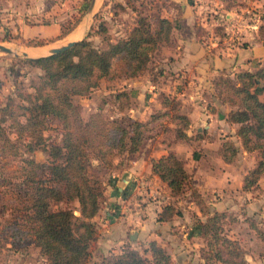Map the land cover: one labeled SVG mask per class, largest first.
Wrapping results in <instances>:
<instances>
[{"label":"trees","instance_id":"16d2710c","mask_svg":"<svg viewBox=\"0 0 264 264\" xmlns=\"http://www.w3.org/2000/svg\"><path fill=\"white\" fill-rule=\"evenodd\" d=\"M124 3L136 14L135 23L125 36L111 41L104 35L105 27L100 25L97 32L106 40L104 47L93 44L87 33L63 50L23 57L22 62L40 72L32 91L18 88L17 99L8 93L0 105V156L17 155L14 168L8 173L15 181L5 177L1 181L15 188L18 226L12 229L11 237L29 238L37 247L42 264H83L91 255V243L97 233L92 217L105 188V182L90 171L91 158L98 167H109L119 153L137 151L146 132L168 129L170 124L174 126L176 140L190 138L186 132L190 119L181 112L180 101L163 91L158 92L160 106L148 118L131 119L127 125L105 118L99 110L83 119L79 104L72 100L74 95H88L101 80L139 75L151 53L172 43V22L167 17L156 15L151 19L137 11L131 0ZM262 6L264 9V3ZM64 22L59 21L60 34L73 28L78 18L68 25ZM262 29L264 18L258 31ZM41 41L23 40L25 44ZM212 84L219 99L229 105L225 120L235 126L234 135L241 148L257 152L253 165L241 179L240 188L250 190L264 173V99L259 97L264 91V58L255 68L241 69L232 77L218 74ZM111 96L118 109H123L130 98L124 88L113 91ZM48 119L58 124V142H49L43 135ZM195 137L202 135L198 133ZM35 150L44 151L46 160H35L32 155ZM217 150L221 159L229 163L239 145L225 138ZM149 162L151 172L166 185L171 197L188 191L189 200L200 214H195V226L205 244L202 249L205 257L221 264H244V250L224 232L226 212L206 203L191 183L183 160L169 150L150 157ZM6 164L3 162L2 166ZM62 201H76L78 213L68 205L51 207ZM178 212L168 202L158 212L157 220H169ZM256 233L264 242V233L259 229ZM99 264H171V260L165 248L150 239L142 249L125 244L116 253L100 255Z\"/></svg>","mask_w":264,"mask_h":264},{"label":"rangeland","instance_id":"374dc122","mask_svg":"<svg viewBox=\"0 0 264 264\" xmlns=\"http://www.w3.org/2000/svg\"><path fill=\"white\" fill-rule=\"evenodd\" d=\"M131 1L137 11L148 15L151 19L156 16V13L151 10L152 0ZM195 1L202 5L200 14H197L198 32L201 39L208 46H212V42L214 45L221 43L222 46L232 42L241 45L245 30H251L253 28L250 26H259L263 23L264 9L262 5L264 2L262 0L255 3L252 0ZM88 3L89 0H0V43L20 51L23 50V44L17 39L19 26L23 24H47L51 21L64 20V24L68 25L78 18L77 26L80 27L81 32L75 37L79 39L88 33L87 36L93 44L104 47L106 40L102 34L97 32L100 25L105 27L104 35L114 41L118 37L125 36L135 23V11L125 5L124 0H95L91 10L87 9ZM257 32L264 35V29L259 32L257 27ZM161 47L151 53L145 69L139 74L141 76L101 80L88 95H74L72 100L79 104L82 118L85 119L91 112L96 110H99L105 118L118 120L124 125H127L131 119L143 120L148 118L155 107V99L157 102L159 101L157 92L155 94L156 98L155 95L152 99L149 97L153 89L157 91L160 86L162 87L161 83L163 82L160 80L161 78H157L163 69L159 64L161 63L159 60ZM23 57L20 52L17 56H14L11 53L0 51V105L3 103L6 94L11 93L15 97L18 88H21V91H32L31 86L37 80L40 72L37 68L22 62ZM147 77L153 87L150 86L149 88L147 86L149 84L146 83L148 82ZM123 88L128 89L130 98L123 109H118L111 93ZM213 90L217 96L214 87ZM259 97L264 99V91L259 93ZM15 98L17 99V97ZM158 103L160 104V102ZM227 106L229 107L228 104ZM168 127V129L156 128L146 132L139 148L140 152L144 155L152 151H165L166 153L171 150L169 148L173 143H180V154L186 156V159L183 160L185 162L184 167L193 172L196 170L195 167H199L201 170L197 173L198 177H204L203 185L201 184L202 180L198 179L203 194L192 180L191 183L197 188L206 203H209L210 200L219 201L222 199L220 208H223L226 212L222 224L224 232L229 238L236 239L244 250V264H264V242L256 233L258 229L264 233V173L259 176L257 185L254 188L249 191L240 189L242 176L253 165L257 152L243 150L239 140L234 135L235 126L221 121L217 122L215 120L211 127H203L202 130L197 129L196 125L190 124L186 129L187 134L190 135L189 140H176L173 133L174 126L170 124ZM198 133L202 135V139L195 137ZM10 135L13 136V134ZM43 135L49 142L59 141L60 130L56 120H47V127L43 130ZM225 138L233 139L239 145V151L229 163L221 159L217 150L220 142ZM32 155L37 161L46 160V153L42 150H35ZM122 155L123 152L116 155L112 165L106 168L98 167L96 160L91 158L90 171L101 180H105L112 170L117 172L121 168L123 165ZM178 156L180 158V155ZM16 159L17 155L16 157L11 154L5 157L0 156V264H41L42 259L37 254V250L29 238L21 237V235L11 237L12 229L18 226L15 219L17 213L16 201L14 200L15 188L11 183L4 184L1 181L4 177L12 179L11 182L15 181L8 173H11L14 168ZM3 162L7 164L2 166ZM206 168L212 169V172L207 175L208 178L202 172L203 170L206 171ZM3 173L5 174L3 175ZM155 183L156 181L152 180V184L155 185ZM155 187H157L156 189L160 194L163 193L161 185L158 184L157 186L156 184ZM134 193L136 196L141 197L140 191L135 190ZM189 199L191 198L186 190L184 193L176 197H170L168 200L173 203L177 211L181 210L190 217L188 224L193 229L192 223L195 221L196 216L191 208L187 206V204L189 205ZM56 205H68L74 213H78L76 201H62L51 204V207H56ZM187 226L186 223L180 229L183 230ZM173 231L176 230H170L172 235L174 234ZM193 231L191 230L190 234L181 235V239H187L186 243L189 244L186 254H180L181 249L178 250L179 252L173 253L171 243L169 246V250L173 253V256L169 255L172 257V259L170 258L171 264H221L205 257L202 251L205 247L203 238L197 234L198 229L196 233ZM173 241L180 243L176 236ZM136 242L134 245L128 242L123 245L130 244L138 249L146 246V241ZM100 255L103 254H98L93 240L91 255L83 264H99ZM146 255H149L148 252H146ZM183 259L184 262H181Z\"/></svg>","mask_w":264,"mask_h":264},{"label":"crops","instance_id":"0c3cea01","mask_svg":"<svg viewBox=\"0 0 264 264\" xmlns=\"http://www.w3.org/2000/svg\"><path fill=\"white\" fill-rule=\"evenodd\" d=\"M252 1L259 2V0ZM151 10L156 15L165 16L172 22V43L161 47L159 57L161 63L159 64L163 69L157 78H161L160 80L163 81L162 87L160 86L157 91L153 89L149 98L152 99L156 92L161 90L174 95L180 101L181 112L189 117L190 124L196 125L200 130L203 127H211L215 120L230 124L225 120L229 107L215 95L212 80L218 74L233 75L241 69H253L264 58V35L257 32L258 26L253 25L250 26L253 29L245 30L241 45L232 42L222 46L221 43L214 45L212 42V46H208L198 32L197 14H200L202 10L201 3L198 4L195 0H152ZM77 25L78 23L68 32L60 34L59 22L23 24L19 26L17 39L23 44V51L28 57L44 55L50 47L77 39L75 36L81 32ZM30 27L32 28L30 29ZM31 38L42 41L38 44L23 42V40ZM55 42L58 43L55 44ZM146 80L148 81V77ZM146 83H149L147 84L149 88L153 87L151 82ZM128 93L130 95L129 91ZM156 102L155 99L154 108L160 106L159 101ZM179 148H181L180 143L175 142L169 149L185 160L186 156H181ZM163 153L165 151H152L144 155L139 149L133 153L123 152L121 168L117 172L112 170L106 179L102 180L105 182L103 198L96 214L92 217L97 228L94 241L98 254L116 253L126 242L134 245L137 243L136 241L140 243L150 239L156 240L172 256L180 249V254H186L185 252L188 251L187 239H181V235L190 234L191 230L196 233L195 221L192 223L194 227L192 229L188 224L190 217L181 210L169 220H157L158 212L164 204L169 202L168 199L171 196L166 185L151 172L149 159ZM195 169L194 172L186 169V172L203 194L201 184L204 177H198L197 172H201L199 167H195ZM206 169L202 172L208 178L207 175L212 172V169ZM199 178L202 180L201 184L198 181ZM152 180L156 181L155 185L152 184ZM156 184L163 187L161 189L163 193L160 194L156 189ZM135 190L141 192V197L135 195ZM221 200L208 202L216 209H223L220 208ZM187 206L194 214L199 215L197 207L191 200ZM186 223L188 226L184 228L185 230L180 229ZM170 230L176 231H173L172 235ZM175 236L177 240L179 239V244L173 241ZM171 243L173 253L169 250ZM35 248L37 250V247ZM189 248L191 247L189 246ZM170 258L172 259L171 256ZM181 262H184V259Z\"/></svg>","mask_w":264,"mask_h":264},{"label":"water","instance_id":"95a60500","mask_svg":"<svg viewBox=\"0 0 264 264\" xmlns=\"http://www.w3.org/2000/svg\"><path fill=\"white\" fill-rule=\"evenodd\" d=\"M95 0H89V3H88V6H87V9L88 10H91L92 6H93V3H94ZM77 40V39H75ZM75 40H69L63 44H60L58 46H54V47H50L49 49H47V53H54V52H57L59 50H63L67 47H69L70 45H72V43L75 41ZM0 51L1 52H4V53H11L13 54L14 56H17L19 54V52L24 56V57H28L26 55V53L23 51V50H17V49H13V48H10L6 45H3L0 43Z\"/></svg>","mask_w":264,"mask_h":264}]
</instances>
